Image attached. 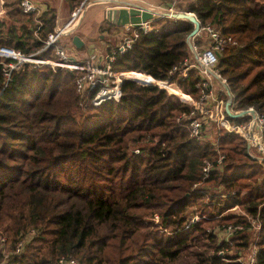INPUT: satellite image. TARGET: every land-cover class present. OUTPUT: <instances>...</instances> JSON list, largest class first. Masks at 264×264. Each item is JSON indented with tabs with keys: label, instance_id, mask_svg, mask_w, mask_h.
Listing matches in <instances>:
<instances>
[{
	"label": "trees",
	"instance_id": "1",
	"mask_svg": "<svg viewBox=\"0 0 264 264\" xmlns=\"http://www.w3.org/2000/svg\"><path fill=\"white\" fill-rule=\"evenodd\" d=\"M81 1L63 3L70 12ZM20 2L4 0L11 23H0V46L32 54L54 31L56 9L24 13ZM185 10L236 39L218 63L233 108L264 114V0H194ZM151 24L110 63L134 79L122 80L119 101L88 102L85 110L77 71L24 64L4 86L0 58V238L12 247L35 232L9 264H57L60 257L79 264H240L234 258L250 233L236 230L231 246L207 231L228 224L249 230L245 217L228 212L235 205L258 214L256 264H264V167L247 154L243 138L223 127L213 131L219 153L189 136L186 116L201 114L177 95L197 98L199 77L176 80L183 93L158 80L187 55L192 24ZM67 44L71 34L37 56L54 59ZM219 154L222 170L203 180V160L216 163ZM192 215L200 219L186 227Z\"/></svg>",
	"mask_w": 264,
	"mask_h": 264
},
{
	"label": "built area",
	"instance_id": "2",
	"mask_svg": "<svg viewBox=\"0 0 264 264\" xmlns=\"http://www.w3.org/2000/svg\"><path fill=\"white\" fill-rule=\"evenodd\" d=\"M128 1L130 3L123 7H136L140 12L151 13L152 18L136 23L128 21L119 26L122 28L121 39L115 48L103 57L105 61L104 65H99L95 62L91 63L89 61H80L65 48H56V58L54 59H44L37 56L43 49L54 45L62 36H66V33L77 24L82 10H87V8L92 4V2H89L88 0H83L71 10L69 18L59 25L58 31L48 33L43 48L37 50L35 53L25 54L11 47L0 46L2 72L3 77L5 78L4 86H6L7 82L10 80L12 72L19 70L24 64L47 65L50 67L77 71L74 84L76 92L81 96L80 107L82 110L87 108L88 102L97 106L105 101H119L121 97L122 80L124 78H132L121 74L122 71L120 70L111 68L110 63L115 59L116 54L125 53L132 47L135 40L139 38L141 34H147L150 32L153 28L151 22L156 18L174 19L171 15L177 11L188 12L189 14L195 16L193 12L186 11L185 8H178L177 4L179 0H172L167 7L160 6L147 0ZM0 5L2 6V11L4 12V0H0ZM110 5L113 6V4ZM20 7L24 13H30L39 9L38 5L31 0H21ZM189 43L190 45L188 46L187 55L172 65L168 71L169 78L165 80H158L159 82L176 87L181 92L177 86L176 80L188 78L191 72H194L199 77V81L195 85V89L198 94L197 98L183 92L184 97L177 95L179 98L192 105L201 114V116L198 117L194 114V112H191L189 116H182H186L189 119V136L201 143L211 142L215 150L219 153L214 137L212 141H205L206 135L210 134L212 136L211 132L213 131L211 129L212 127L207 123H212L215 127H223L229 132L243 138L246 142L247 154L255 158L264 167V114L259 113L252 107L242 110H235L233 108V94L228 88L226 77L222 75L218 67L221 54L227 47L236 45V39L231 35L222 33V31L214 25L200 24L197 32L189 37ZM155 85L167 90L169 93H173L167 88L158 84ZM227 102H230L228 106L229 112H227L225 108ZM224 116H232L239 119L246 118V120H239L235 123H230L225 120ZM208 129L210 130L208 131ZM223 158L224 156L219 154L216 163L210 162L209 160H203V180L207 179L212 171L222 170ZM199 186H202L201 183H195L193 188ZM201 188L208 190V187L205 185ZM235 193V191H232L231 193H222L220 194V197L225 200L227 196ZM229 210L233 211L235 214L245 217L252 233L251 241L248 247L244 250V252L239 253L238 257L234 259L240 264H256V257L258 253V232L261 230V222L258 218V214L253 216L243 212L238 205L233 206ZM234 210L239 211L235 212ZM154 218L155 220H158L157 215H155ZM199 219L200 216L192 215L189 218L186 227L190 224L198 222ZM236 230L243 232L244 225L239 224L237 226H232L231 224H228L224 227L225 238H223V240L231 246L233 245L231 234H233ZM207 231L214 232L219 235V233L216 232L218 230H214V227L208 228ZM33 233L35 232L31 229L29 234L30 236H26L25 238L17 241L12 247L8 246L5 237H1L0 264H9L10 257L19 254L21 250H23L25 243L28 242ZM225 250H228V248ZM216 253L220 256L224 254L223 250H218ZM229 253L230 255H233V251ZM242 253L245 255H242ZM57 264H79V262L72 258L60 257L57 260Z\"/></svg>",
	"mask_w": 264,
	"mask_h": 264
},
{
	"label": "rangeland",
	"instance_id": "3",
	"mask_svg": "<svg viewBox=\"0 0 264 264\" xmlns=\"http://www.w3.org/2000/svg\"><path fill=\"white\" fill-rule=\"evenodd\" d=\"M89 2H92V4L88 7V9L86 10L85 14H84V18H83V22L81 21V23L79 24L78 28H80L82 26L83 31H81L82 33H85V36H88V41L89 43H92L93 47H89L86 48L87 49V55H88V61L91 63H96L99 65H104V52H108L111 51L115 48V46L119 43L121 36H122V28L119 26H116L114 24L112 25H108L106 23V21L104 20V7L105 6H110L109 5H104L103 3H101V1H105V0H88ZM65 14H66V6H65ZM108 21V20H107ZM63 22V18L61 20V23ZM109 22V21H108ZM110 23V22H109ZM214 25V24H211ZM76 35L79 34L78 29L75 32ZM81 34V33H80ZM89 37L92 38V42H90ZM108 45V46H107ZM82 49V48H81ZM80 49V50H81ZM84 49L83 51L85 52ZM77 59H79L80 61H85V60H81L79 58V56L77 57ZM136 81V80H135ZM138 82V81H137ZM140 83V82H139ZM169 93V92H168ZM182 93V91H181ZM173 94V93H171ZM176 94V93H174ZM177 95V94H176ZM180 96V95H178ZM181 97V96H180ZM225 120L229 121L230 123H234L232 120H230L228 118V116H224ZM209 124L212 128V130H215V125L212 123H207ZM210 129H208L209 131ZM211 130V131H212ZM213 131L211 132L212 136L210 134L206 135L205 141H212L213 140ZM241 210L243 212H245L242 208ZM235 212L239 211V210H234ZM229 213L235 214L233 211H228ZM225 214V213H224ZM214 227V230L217 229L219 233L218 237L219 239L225 238V232H224V227L222 226H211L210 228ZM244 231H247L250 233V239L252 237V233H251V229L249 228V230L244 229ZM235 234V232L233 234H231V236H233ZM239 249H229V252L233 253H239L240 250ZM244 252V251H243ZM242 255H245L244 253H242Z\"/></svg>",
	"mask_w": 264,
	"mask_h": 264
},
{
	"label": "water",
	"instance_id": "4",
	"mask_svg": "<svg viewBox=\"0 0 264 264\" xmlns=\"http://www.w3.org/2000/svg\"><path fill=\"white\" fill-rule=\"evenodd\" d=\"M108 0L103 1L107 2ZM62 4H63V0H59V6H58V10H57V15H56V22H55V28L54 31H58V27H59V23H60V14H61V8H62ZM86 10H82L79 20L77 22V24L71 29L69 30L66 35H70V34H74L75 30L77 28V26L79 25V23L81 22L84 14H85ZM104 18L106 20H108L110 23L116 25V26H121L124 23L130 21L132 23H136L139 21H146L147 19L152 18V14L149 12H140L136 7H129V8H125V7H121V8H115V7H107L104 11ZM140 15V17H139ZM174 19H185L188 20L192 25V30L190 32V34L187 36V44L188 46L190 45L189 43V37H191L192 35H194L197 30L199 29L200 23L198 21V19L192 15L189 14L188 12H183V11H177L172 13L171 15ZM1 22H8V18L5 14V11H2V6L0 5V23ZM72 43L74 44V46L76 48H81L82 47V40L80 39V37L76 34H74L72 36ZM134 80V79H133ZM148 84H154V83H148ZM230 102H227L225 108L226 111L229 112V106Z\"/></svg>",
	"mask_w": 264,
	"mask_h": 264
},
{
	"label": "crops",
	"instance_id": "5",
	"mask_svg": "<svg viewBox=\"0 0 264 264\" xmlns=\"http://www.w3.org/2000/svg\"><path fill=\"white\" fill-rule=\"evenodd\" d=\"M32 2H34V3H36L37 5H38V7H39V12H43V11H46V10H48L49 8H55L56 9V15H57V10H58V6H59V0H31ZM147 1H150V2H152V3H155V4H158V5H160V6H164V7H167V6H169V4L171 3V2H169V1H166V0H147ZM194 0H179V2H178V8H180V9H183V8H185L186 6H187V4H189V3H191V2H193ZM101 3H103V1H101ZM128 3H130L128 0H108L107 2H104L103 4L104 5H109V4H113V6H111V7H115V8H121V7H123V6H126ZM110 6H105L104 7V11H105V9L107 8V7H110ZM76 7V6H75ZM64 9H65V5H64V3L62 4V8H61V14H60V23L59 24H62L63 22H65L68 18H69V15H70V12H68V11H66V14H65V11H64ZM88 9V8H87ZM6 14V13H5ZM7 16V15H6ZM7 18H8V16H7ZM62 18H63V22L61 23V20H62ZM83 18H84V16H83ZM83 18H82V22H83ZM55 22H56V20H55ZM2 24H6V25H9L10 23H11V21H10V19L8 18V22H1ZM81 23V22H80ZM79 23V24H80ZM79 26V25H78ZM78 26H77V28H76V30L78 29V31H79V34H78V36L80 37V39L82 40V42H83V44H82V49L80 50L79 48H76L75 46H74V44L72 43V44H67L66 45V49L72 54V55H74L75 57H78L79 56V58L81 59V60H85V61H88V53H87V49L86 48H89V47H93L92 46V43H89V41H88V36H85V33L83 32H81V31H83V29H82V26L80 27V28H78ZM55 28V27H54ZM76 30H75V32H76ZM81 33V34H80ZM75 34V33H74ZM74 34H71V36H73ZM89 39H90V42H92L91 40H92V38L91 37H89ZM108 46V45H107ZM84 49H86L85 50V52L83 51ZM105 54H106V51L104 52V56H105ZM103 56V57H104Z\"/></svg>",
	"mask_w": 264,
	"mask_h": 264
},
{
	"label": "bare ground",
	"instance_id": "6",
	"mask_svg": "<svg viewBox=\"0 0 264 264\" xmlns=\"http://www.w3.org/2000/svg\"><path fill=\"white\" fill-rule=\"evenodd\" d=\"M122 74V73H121ZM155 84V83H154ZM159 85V84H158ZM161 86V85H160ZM163 87V86H162ZM165 88V87H164Z\"/></svg>",
	"mask_w": 264,
	"mask_h": 264
}]
</instances>
